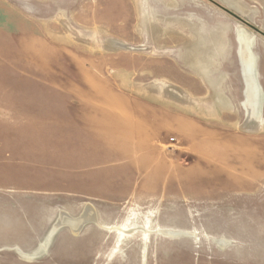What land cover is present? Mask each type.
Masks as SVG:
<instances>
[{
    "label": "rangeland",
    "instance_id": "374dc122",
    "mask_svg": "<svg viewBox=\"0 0 264 264\" xmlns=\"http://www.w3.org/2000/svg\"><path fill=\"white\" fill-rule=\"evenodd\" d=\"M0 264H264V0H0Z\"/></svg>",
    "mask_w": 264,
    "mask_h": 264
},
{
    "label": "bare ground",
    "instance_id": "6f19581e",
    "mask_svg": "<svg viewBox=\"0 0 264 264\" xmlns=\"http://www.w3.org/2000/svg\"><path fill=\"white\" fill-rule=\"evenodd\" d=\"M114 44H117L116 48H120V42L119 41H115L113 42ZM242 43V48H241V57H242V63H243V70L245 73V77H246V84H247V110L249 112V117L247 122H245V124L243 125L242 129L244 131H249V132H257L258 130H260L262 128L261 125H259V123H253L254 118H256L259 115V110L261 108V106H259V104H261V99H262V94L260 92L261 88H259V85L257 83V79L256 76L254 77V56L252 55L251 51H250V47L248 42L244 41L242 39L241 41ZM113 44V45H114ZM132 49H139V48H133ZM244 77V78H245ZM246 88V89H247ZM179 96V95H178ZM176 97V96H175ZM249 104V105H248ZM258 106V108H257ZM256 116V117H255ZM92 208V206L89 205L87 211L78 218H72V217H64L60 220L59 223H56L55 226H53L52 232L54 230H56L61 224L66 223V225L68 224L70 227L73 228L74 231H78V229L89 219L94 218L92 211H90V209ZM93 209V208H92ZM93 220V219H92ZM52 232L50 234H52Z\"/></svg>",
    "mask_w": 264,
    "mask_h": 264
}]
</instances>
